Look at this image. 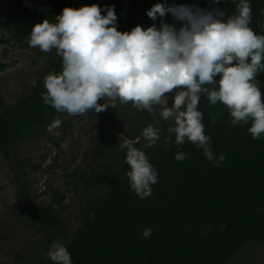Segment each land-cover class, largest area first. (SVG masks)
Listing matches in <instances>:
<instances>
[{"label": "trees", "instance_id": "16d2710c", "mask_svg": "<svg viewBox=\"0 0 264 264\" xmlns=\"http://www.w3.org/2000/svg\"><path fill=\"white\" fill-rule=\"evenodd\" d=\"M158 2L165 0H68L63 7L51 8L37 7L29 0H0V30L9 35V44L21 46L35 24L44 19L54 23L55 16L66 7L78 9L95 3L101 8L114 7L117 29L125 32L137 25L151 26L153 21L146 12ZM166 3L194 4L208 10L214 7L211 0ZM238 3L239 0H223L218 6L231 16ZM249 3V27L257 35H264V0ZM166 19L176 23L170 14ZM155 23L159 26L160 21ZM7 68L0 62V72ZM61 70L62 58L53 49L35 79L36 86L32 84L13 105L0 99V157H17L20 144L45 135L50 121L63 114L42 98L46 75ZM256 79L264 94V71ZM199 110L214 155H225L220 167H215L214 161L207 160L203 150L190 142L177 146L175 135L168 131L174 122L162 120L158 109L153 116L137 111L131 103L108 108L111 122L93 134V147L85 155L89 158L87 168L67 175L75 179V196L83 200L78 224L74 227L59 214L66 196L58 189L49 188L48 204L23 201L19 215L47 235L42 243L47 249L43 251L44 259L15 253V264H54L48 257V248L54 241L67 248L72 264H233L245 251L264 247V135L253 139L248 132L250 123L232 125L227 108L220 103L210 106L206 96H201ZM217 112L220 115L213 124L209 114ZM150 125L160 130L159 140L151 147L142 136ZM91 130L95 131V127ZM125 139L135 141L134 146L146 153L157 171L152 194L143 200L131 190L126 175L131 170L126 163V149L118 146ZM178 151L187 154L182 162L175 159ZM23 162L17 159V166ZM54 166L55 163L50 168ZM23 192L27 193L26 188ZM93 213L94 218H90ZM145 228L152 230L148 239L142 235Z\"/></svg>", "mask_w": 264, "mask_h": 264}, {"label": "clouds", "instance_id": "9594fccd", "mask_svg": "<svg viewBox=\"0 0 264 264\" xmlns=\"http://www.w3.org/2000/svg\"><path fill=\"white\" fill-rule=\"evenodd\" d=\"M222 2L211 0V10L158 2L146 12L153 21L151 26L137 25L125 32L117 29L114 7L101 8L95 3L78 9L66 7L54 23L44 19L35 24L29 46L44 53L54 49L62 58V70L44 78V103L70 116L101 113L117 103H131L137 111L153 116L159 108L162 120L174 122L168 131L175 135L177 146L190 142L220 167L225 155H214L205 134L201 96H206L210 106H225L232 125L250 123L248 132L253 139L264 135V94L256 79L264 71V35L249 27V0H239L231 16L218 6ZM169 14L179 27L167 22ZM36 83L33 79V86ZM209 115L214 124L220 113ZM60 125L56 119L48 131ZM142 136L151 147L159 140L160 130L150 125ZM134 143L125 139L118 146L126 149L130 188L143 200L152 194L157 171ZM186 158L183 151L175 155L177 161ZM151 233L145 228L142 235L148 239ZM48 257L54 264H72L70 253L59 241L52 243Z\"/></svg>", "mask_w": 264, "mask_h": 264}, {"label": "rangeland", "instance_id": "374dc122", "mask_svg": "<svg viewBox=\"0 0 264 264\" xmlns=\"http://www.w3.org/2000/svg\"><path fill=\"white\" fill-rule=\"evenodd\" d=\"M29 1L37 7L51 8L63 7L68 2ZM29 39L30 37L21 46H15L7 42L9 35L0 30V62L8 65L7 69L0 72V99L7 105H13L28 92L33 79L37 78L46 63L49 53L42 52L38 47H30ZM4 51L7 52L5 57L2 56ZM169 103L171 104V98ZM157 109L159 112L160 109ZM110 112L88 111L77 116L63 113L50 121L51 124L59 119L60 127L52 132L47 128L45 135L20 144L16 150L17 157H0V264H15V253L27 255L29 259H36L37 256L44 259L43 251L47 247L43 248L42 243L47 235L19 215V207L23 201L48 204L51 198L49 188L58 189L66 196L59 214L74 227L78 224L79 207L83 200H78L75 196V179L67 175L87 168L89 158H85V155L93 147L91 138L100 127H108L111 122ZM160 124L159 122V129ZM92 127H95V131L91 130ZM17 159L24 162L17 166ZM54 163L55 166L50 168ZM33 166L38 168L34 169ZM24 188L27 193L23 192ZM233 264H264V247L258 246L245 251Z\"/></svg>", "mask_w": 264, "mask_h": 264}]
</instances>
